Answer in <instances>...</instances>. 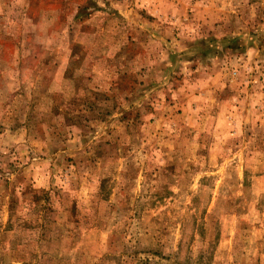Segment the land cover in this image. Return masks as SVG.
Wrapping results in <instances>:
<instances>
[{"label":"rangeland","instance_id":"rangeland-1","mask_svg":"<svg viewBox=\"0 0 264 264\" xmlns=\"http://www.w3.org/2000/svg\"><path fill=\"white\" fill-rule=\"evenodd\" d=\"M0 264H264V0H0Z\"/></svg>","mask_w":264,"mask_h":264}]
</instances>
